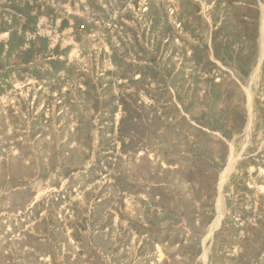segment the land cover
<instances>
[{
  "label": "rangeland",
  "instance_id": "obj_1",
  "mask_svg": "<svg viewBox=\"0 0 264 264\" xmlns=\"http://www.w3.org/2000/svg\"><path fill=\"white\" fill-rule=\"evenodd\" d=\"M0 264H264V0H0Z\"/></svg>",
  "mask_w": 264,
  "mask_h": 264
},
{
  "label": "bare ground",
  "instance_id": "obj_2",
  "mask_svg": "<svg viewBox=\"0 0 264 264\" xmlns=\"http://www.w3.org/2000/svg\"><path fill=\"white\" fill-rule=\"evenodd\" d=\"M218 223H219V220L217 221V224H215V226L213 227L212 231L214 230V228H215L216 226H218Z\"/></svg>",
  "mask_w": 264,
  "mask_h": 264
}]
</instances>
